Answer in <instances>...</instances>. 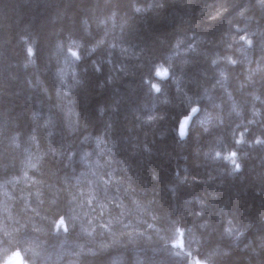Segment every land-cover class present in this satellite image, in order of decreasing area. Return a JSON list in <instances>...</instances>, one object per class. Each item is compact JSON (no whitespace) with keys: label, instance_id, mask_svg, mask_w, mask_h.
I'll return each mask as SVG.
<instances>
[{"label":"trees","instance_id":"obj_1","mask_svg":"<svg viewBox=\"0 0 264 264\" xmlns=\"http://www.w3.org/2000/svg\"><path fill=\"white\" fill-rule=\"evenodd\" d=\"M257 141L258 0H0V261L264 264Z\"/></svg>","mask_w":264,"mask_h":264},{"label":"snow or ice","instance_id":"obj_2","mask_svg":"<svg viewBox=\"0 0 264 264\" xmlns=\"http://www.w3.org/2000/svg\"><path fill=\"white\" fill-rule=\"evenodd\" d=\"M258 2L261 4L262 7H264V0H258ZM137 11H139V9H137ZM240 40L245 41L249 45L252 44V41L251 40H246L245 36H240ZM28 52H29V55H31L32 54V49L29 48L28 49ZM72 55L73 56H76V53L73 52ZM231 62L232 63H235V61H231ZM213 63H215V61H213ZM167 74L168 73L166 71H163L162 72V71L157 70V72H156V75L157 76H161V77L166 76ZM151 87L153 89H156L157 91H160V89L157 88V85L156 84H152ZM197 111H198V109L196 107L191 108V113L195 114V113H197ZM190 119H191L190 116L189 117H186V118H184L179 123L178 135H179L180 139H183L186 136V134H187V127L189 125V120ZM257 143H264V141H257ZM232 155L235 156L236 154L235 153H232ZM240 167H241L240 164H235V169L236 170H239ZM58 223L61 224V225L65 224L64 218L61 217ZM64 230L67 231V227H65ZM13 255L19 257V264H25L26 257L25 258H21V253L19 251L14 252ZM197 264H199V261H197Z\"/></svg>","mask_w":264,"mask_h":264},{"label":"clouds","instance_id":"obj_3","mask_svg":"<svg viewBox=\"0 0 264 264\" xmlns=\"http://www.w3.org/2000/svg\"><path fill=\"white\" fill-rule=\"evenodd\" d=\"M0 264H5V262L0 261ZM6 264H19V257L12 254V256L7 260Z\"/></svg>","mask_w":264,"mask_h":264},{"label":"water","instance_id":"obj_4","mask_svg":"<svg viewBox=\"0 0 264 264\" xmlns=\"http://www.w3.org/2000/svg\"><path fill=\"white\" fill-rule=\"evenodd\" d=\"M194 114L193 113H191L189 116L191 117V116H193ZM189 116H187V117H189ZM189 122H190V120H189ZM22 258V257H21ZM9 259V258H8ZM7 259V260H8ZM7 260L5 261V264H6V262H7Z\"/></svg>","mask_w":264,"mask_h":264}]
</instances>
